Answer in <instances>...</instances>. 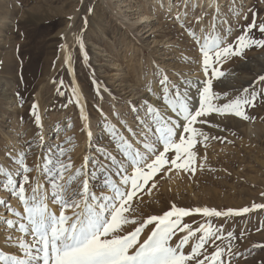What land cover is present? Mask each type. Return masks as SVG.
Masks as SVG:
<instances>
[{"label":"rangeland","instance_id":"obj_1","mask_svg":"<svg viewBox=\"0 0 264 264\" xmlns=\"http://www.w3.org/2000/svg\"><path fill=\"white\" fill-rule=\"evenodd\" d=\"M261 24L264 0H0V166L14 171L13 157L18 159L23 151L33 169L30 181L39 176L49 189L47 177L36 169L50 149L63 147V160L73 172L85 157L102 160L104 151L118 155L106 123L130 136L128 127L140 131L137 121L144 118L146 103L164 112L159 83L164 75L170 86L193 81L202 87L205 79H212L218 105L254 91L256 106L245 108L250 119L212 113L207 123L196 125L208 139L198 137L192 149L195 170L173 168L154 177L150 185L155 187L139 192L125 214L136 225L123 227L127 234L175 205L190 211L181 224L193 231L211 226L221 237L205 244L206 255L219 247L223 264H264V207H253L264 205V82L259 80L264 76V47L252 43L242 55L216 64L223 75L205 76L199 44L190 34L222 37L224 46L237 44V37L245 34L264 41ZM105 175L96 169L91 179L98 195L110 194L102 189ZM15 178L19 182L20 177ZM1 192L6 194L0 199L23 211L17 198L2 187ZM49 207L59 214L58 205L49 201ZM205 207L250 211L220 217L194 211ZM0 217L15 219L6 205H0ZM153 228H144L141 242ZM185 234L177 231L170 243ZM22 235L18 227L6 231L0 219V253L22 257L15 242ZM200 235L196 232L190 244ZM183 248L190 251L188 245Z\"/></svg>","mask_w":264,"mask_h":264},{"label":"snow or ice","instance_id":"obj_2","mask_svg":"<svg viewBox=\"0 0 264 264\" xmlns=\"http://www.w3.org/2000/svg\"><path fill=\"white\" fill-rule=\"evenodd\" d=\"M259 31L264 33V24L259 26ZM190 34L199 44L205 76L223 75L216 70V64L230 56L242 55L243 49L252 43L264 47V41H252L246 34L237 37V44L227 46L219 36L208 39L198 38L195 32ZM68 63H71L70 57ZM259 80L264 82V76ZM159 83L166 110L162 112L157 106L146 103L145 116L137 121L140 131L128 127L127 132L131 135L125 136L117 131L115 125L106 123L105 130L114 140L118 155L104 151L102 160L85 157V163L73 172L72 165L63 160L65 149H50L43 157V164L36 169L47 177L49 189L40 183L39 176L32 177L30 181L29 174L33 169L25 163L26 153L23 151L18 154V159L13 157L17 165L14 171L0 166V178L3 180L0 187L23 206L21 212L0 199V205H6L7 211L15 217H0L5 230L18 227L23 234L15 241L23 256L0 253V264H223V249L217 247L210 256L202 251L209 240L221 238L211 226H201L193 231L187 224H181V217L190 215L188 209L173 205L163 215L148 217L127 234H124L126 229L123 226L129 223L136 225L137 221L125 214L130 211L131 202L139 192L146 186L155 187L150 185V181L158 174L165 170L170 172L173 168L195 170L192 165L196 153L192 149L199 142L198 137L208 139L195 125L207 123L212 113L250 119L245 108L255 106L257 93L253 91L218 105L214 101L220 98L212 91V79H205L202 87H197L198 99L190 96L187 89L183 92L176 90L179 85L170 86L167 75ZM244 91L247 93L248 89ZM170 92L172 96H169ZM36 108L34 104V115ZM83 119L87 121V117ZM36 121L40 124L39 115H36ZM87 134L89 137L92 135L90 130ZM40 139L43 140L42 135ZM89 165H92L91 171ZM113 168L115 172H112ZM96 169L107 173L102 189L110 194L102 191L98 195L93 190L91 179L96 175ZM16 176L20 177L19 182ZM49 201L60 207L59 214L49 207ZM67 209H72L71 215L66 214ZM194 211L204 216L220 217L241 215L250 209L217 211L205 207ZM153 224L151 234L141 242L142 231ZM177 231L186 234L178 242L170 243ZM196 232H202V235L195 244H190ZM25 237H31V240ZM7 240H13L10 232ZM184 245L189 246V252L181 250Z\"/></svg>","mask_w":264,"mask_h":264},{"label":"bare ground","instance_id":"obj_3","mask_svg":"<svg viewBox=\"0 0 264 264\" xmlns=\"http://www.w3.org/2000/svg\"><path fill=\"white\" fill-rule=\"evenodd\" d=\"M25 55H26V53H25ZM19 56V55H18ZM12 60V59H11ZM20 63V62H19ZM12 64L11 63H7V65H5V66H11ZM18 66V65H17ZM23 67V66H22ZM231 77V76H230ZM197 87H200V85H196L193 81H191V82H189V84L187 83H182V84H180L179 85V89H176V90H178V91H180V92H183L185 89H187L188 90V92H189V95L190 96H193V97H195L196 99H198V94L196 93V89H197ZM170 96V95H169ZM256 106V105H255ZM165 110H166V107H165ZM226 118V117H225ZM224 118V119H225ZM196 126V125H195ZM198 126V125H197ZM6 193H3V192H1V196L0 197H4V195H5ZM51 209H53V211H54V208L52 207ZM56 212V211H55ZM259 246V245H258ZM254 247V246H253ZM252 248V247H251ZM183 250H184V248H183ZM14 255V254H13ZM227 264V263H226ZM244 264H246V263H244Z\"/></svg>","mask_w":264,"mask_h":264}]
</instances>
